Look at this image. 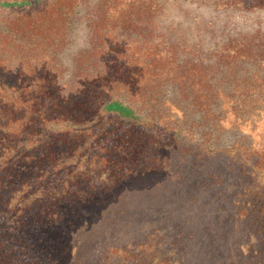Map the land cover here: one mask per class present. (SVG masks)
<instances>
[{
  "label": "trees",
  "instance_id": "16d2710c",
  "mask_svg": "<svg viewBox=\"0 0 264 264\" xmlns=\"http://www.w3.org/2000/svg\"><path fill=\"white\" fill-rule=\"evenodd\" d=\"M195 1L264 9V0ZM163 6L0 0V264H62L49 250L51 231L138 177L160 185L178 177L202 208L194 188L208 185L202 177L218 186L216 173L194 180L173 169V156L190 171L223 153L247 173L235 195L250 228L244 263L264 264V141L242 142L264 121V30L227 38L213 51L219 64L206 65L161 27ZM80 18L84 44L71 50ZM134 220L142 237L104 245L96 236L83 256L89 224L80 223L63 264H174L159 235L168 227L144 214Z\"/></svg>",
  "mask_w": 264,
  "mask_h": 264
},
{
  "label": "rangeland",
  "instance_id": "374dc122",
  "mask_svg": "<svg viewBox=\"0 0 264 264\" xmlns=\"http://www.w3.org/2000/svg\"><path fill=\"white\" fill-rule=\"evenodd\" d=\"M162 2L164 6L160 16L161 27L196 52L197 60L206 65L219 64L213 51L227 38L264 30V9L243 12L232 7L195 0ZM78 21L71 50L84 44L85 20L80 18ZM220 71L214 70L216 77L223 76ZM225 86L227 87V84ZM225 124L227 128V114ZM249 131L245 129L244 132L251 136L245 139L243 137V143L252 142L256 145L264 141V121L255 131L251 133ZM232 139L234 138L228 137L227 141ZM180 156L178 154L173 156V169L191 175L194 180L201 171L217 174L211 179L218 181L220 183L218 186L211 187L207 177H202L208 185L194 188V192L198 193L203 203L205 202L202 208L198 203L192 202L190 197L184 196L186 193L184 190L192 189L188 184L181 183L178 177L169 179L161 185L158 177L154 175L138 177L120 185L114 193L93 200L87 207L86 215L74 219L72 226L66 225L62 226V229L51 231L47 236L49 250H52L56 259L63 264L66 261L64 249L68 245V239L66 242L65 239L70 234L72 237L80 223L86 221L89 224L88 230L80 235V239L82 243L88 242L89 245L80 250L82 256L83 251H88L96 242L93 241V237L96 236L100 237L104 245L107 242L125 243L132 238L142 237L147 230L144 232L140 230L134 219L142 218L144 214L147 220L155 224L160 221L165 228L168 227L166 231L159 232V235L160 237L164 235L166 243L170 244L167 247L175 260L174 264H245L246 239L250 228L246 224L247 218L238 216L237 212L243 197L237 195L235 198L238 191L245 192L243 188L247 177L245 167L234 156L223 153L208 159V162L203 163L204 167H201V170L191 167L189 171V168L182 164ZM189 190L186 191L190 192ZM121 210H126L127 214H119ZM129 212L137 214L130 215ZM255 244L258 245L257 242ZM251 259L254 264V257Z\"/></svg>",
  "mask_w": 264,
  "mask_h": 264
}]
</instances>
